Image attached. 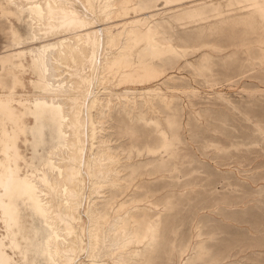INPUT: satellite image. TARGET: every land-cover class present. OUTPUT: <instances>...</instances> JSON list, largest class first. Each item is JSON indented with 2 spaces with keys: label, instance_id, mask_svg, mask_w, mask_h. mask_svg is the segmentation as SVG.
Listing matches in <instances>:
<instances>
[{
  "label": "bare ground",
  "instance_id": "1",
  "mask_svg": "<svg viewBox=\"0 0 264 264\" xmlns=\"http://www.w3.org/2000/svg\"><path fill=\"white\" fill-rule=\"evenodd\" d=\"M158 1L149 6L134 0H0L2 16L21 13L31 19L28 32L11 27V44L0 56V65L24 70V59L31 54L37 73L30 100L17 98L16 87L21 84L17 75L11 79L13 87L0 93V223L6 228L0 236V264H133L142 257L137 244L146 246L156 238V221L139 228L134 211L145 208L138 200L133 204L130 200L132 205L126 201L117 205L114 199L107 208L99 207L106 187L123 185L121 173L128 163L124 164L123 153L112 147L103 115L117 104H123L121 108L129 113L140 106L142 112L152 110L157 98L169 111L175 104L167 89L150 83L164 77L166 64L186 59L189 48L176 43L154 14L174 10L173 5L186 1L191 5L175 9L177 20L184 25L210 23L224 14L220 6H206L205 0H164L166 6L162 7L166 9L159 8ZM243 2L237 0L241 6ZM132 11L134 17L130 16ZM119 18L123 28L115 31ZM259 26L258 20L249 17L228 24L220 21L221 31L210 25L209 30L202 31L200 44L191 49L221 51L217 45L227 43L223 35H237L232 38L235 40L241 30L257 32ZM139 27H144L143 33ZM260 42L264 43V35ZM204 59L201 68L194 67L211 69L212 57L204 54ZM258 90L264 89L259 86ZM184 91L198 90L188 87ZM13 102L21 103L35 116L32 132L46 152L39 166L25 172L18 145L25 129L15 115ZM167 121L171 122L169 118ZM147 123L157 125L162 147L169 149L172 142L168 130L154 119H147ZM201 259L203 256L198 255L187 264H199Z\"/></svg>",
  "mask_w": 264,
  "mask_h": 264
},
{
  "label": "rangeland",
  "instance_id": "2",
  "mask_svg": "<svg viewBox=\"0 0 264 264\" xmlns=\"http://www.w3.org/2000/svg\"><path fill=\"white\" fill-rule=\"evenodd\" d=\"M154 1L134 0L138 5L149 6ZM159 1V8L166 6L164 0ZM231 1L233 5L228 6ZM205 2L206 6H220L223 16L206 24L184 25L177 20L175 9L191 5L189 1L173 5L174 10L163 8L167 10L165 13L154 14L176 43L189 48L186 59L174 60L170 66L166 64L164 77L150 83L167 89L169 97L174 98L172 109L169 111L157 98L152 110L142 112L140 106L129 113L121 108L123 104H117L103 115L108 122L107 136L113 140L112 147L123 153V163H128H124L125 173H121L125 179L123 185L106 187L99 207L107 208V203L114 199L117 205L125 201L132 205L138 200L145 208L134 211L139 228L144 229L150 221L158 223L154 243L137 244L142 257L136 264H187L198 255L203 256L199 264H264V90H258L259 86L264 89V43L260 42L264 35V0H244L243 6L237 0ZM135 15L134 11L130 13L132 17ZM19 16L8 18L0 13V56L11 44L12 26L22 32L29 30L31 19L21 13ZM246 17L258 20L257 32L241 30L235 40L232 38L237 35H223L227 43L217 45L221 51L203 48L192 51L203 40L202 31L209 30L210 25L221 31L220 21L228 24ZM116 21L119 25L114 30H121L123 21L121 18ZM138 31L143 33L144 27ZM241 36H245L243 41ZM204 54L212 57L213 67L200 71L194 65L202 67ZM24 64V70L0 65V93L13 87L11 79L17 75L21 79L16 87L21 96L17 98L28 101L33 97L37 73L31 54ZM188 87L201 93L184 91ZM13 106L25 129L18 141L25 172L31 166H39L46 152L32 132L35 116L21 103L13 102ZM168 118L171 124L175 122L172 126ZM147 119L158 121L168 130L172 142L169 149L162 147L157 125L150 126ZM46 138L50 140V136ZM132 147L134 151H130ZM148 147L159 151H148ZM4 233L6 228L0 223V236ZM19 241L25 245L22 237ZM8 251L19 259L10 248ZM21 264L27 263L21 261Z\"/></svg>",
  "mask_w": 264,
  "mask_h": 264
}]
</instances>
